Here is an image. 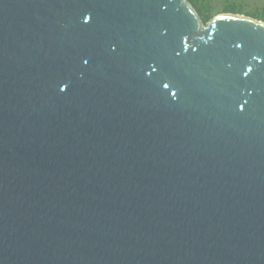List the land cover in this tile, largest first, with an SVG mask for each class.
<instances>
[{
  "label": "water",
  "instance_id": "water-1",
  "mask_svg": "<svg viewBox=\"0 0 264 264\" xmlns=\"http://www.w3.org/2000/svg\"><path fill=\"white\" fill-rule=\"evenodd\" d=\"M0 264H264V21L0 0Z\"/></svg>",
  "mask_w": 264,
  "mask_h": 264
},
{
  "label": "trees",
  "instance_id": "trees-1",
  "mask_svg": "<svg viewBox=\"0 0 264 264\" xmlns=\"http://www.w3.org/2000/svg\"><path fill=\"white\" fill-rule=\"evenodd\" d=\"M199 11L205 22L209 21L213 16V5L211 4V0H189ZM223 12H232V13H240L246 14L248 16H252L258 20L264 21V7L256 8L253 11L245 12L242 5L238 2L234 1H226L224 3Z\"/></svg>",
  "mask_w": 264,
  "mask_h": 264
},
{
  "label": "rangeland",
  "instance_id": "rangeland-1",
  "mask_svg": "<svg viewBox=\"0 0 264 264\" xmlns=\"http://www.w3.org/2000/svg\"><path fill=\"white\" fill-rule=\"evenodd\" d=\"M226 1H234L240 3L244 8L245 12L253 11L256 8L264 7V0H211V4L213 5L214 16L219 13H223V7Z\"/></svg>",
  "mask_w": 264,
  "mask_h": 264
}]
</instances>
